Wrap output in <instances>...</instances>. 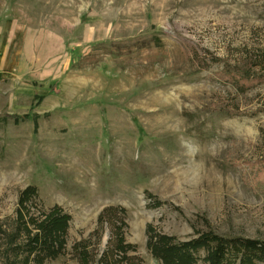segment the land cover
Instances as JSON below:
<instances>
[{
	"label": "rangeland",
	"instance_id": "rangeland-1",
	"mask_svg": "<svg viewBox=\"0 0 264 264\" xmlns=\"http://www.w3.org/2000/svg\"><path fill=\"white\" fill-rule=\"evenodd\" d=\"M247 64L264 72V0H0V216L27 184L71 214L46 264H76L109 204L144 264L149 222L264 237V79H228Z\"/></svg>",
	"mask_w": 264,
	"mask_h": 264
},
{
	"label": "trees",
	"instance_id": "trees-1",
	"mask_svg": "<svg viewBox=\"0 0 264 264\" xmlns=\"http://www.w3.org/2000/svg\"><path fill=\"white\" fill-rule=\"evenodd\" d=\"M199 67L208 69L207 56L194 51ZM211 61L217 58L211 56ZM253 64L237 67L228 74L234 85L244 78L259 79L252 72ZM244 85V83H243ZM42 99L43 95L34 96ZM30 116L25 113L21 119ZM38 115L33 122L37 128ZM149 204L159 206V200L145 190ZM203 217L204 228H196L186 238L162 231L152 222L146 224V246L162 264H264V237L241 234H221ZM71 214L60 204L45 206L35 184H27L18 192L11 214L0 216V264H46L67 252ZM127 209L121 204L101 208L94 228L75 239L70 254L76 264H144L137 245L128 241Z\"/></svg>",
	"mask_w": 264,
	"mask_h": 264
}]
</instances>
